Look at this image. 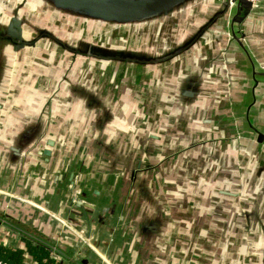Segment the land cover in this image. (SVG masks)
Listing matches in <instances>:
<instances>
[{
	"label": "rangeland",
	"instance_id": "1",
	"mask_svg": "<svg viewBox=\"0 0 264 264\" xmlns=\"http://www.w3.org/2000/svg\"><path fill=\"white\" fill-rule=\"evenodd\" d=\"M51 8V5L45 2L39 5L37 0L27 2L22 7L21 12L29 22H26L28 26L26 40L40 38V48L36 53L40 55L47 52L53 68L50 70V77L40 78L38 76L42 65L38 64L40 61L33 56V49L27 48L19 54H11L13 60L7 66L9 78L0 89V102L3 105L0 107V154L8 148L7 143L21 142V140L26 142L25 148L28 150L42 148L46 144V138L44 142V137L39 136L36 129L32 128L37 122L42 125L43 133L47 134V138L52 137L57 140L56 146L52 149L54 156L51 163L54 167L58 163L64 165L67 158L82 150L96 156L100 153L99 149L103 148L100 147L103 140L104 142L108 140L109 148H112L111 152L115 153L119 160L115 162L117 165L115 169L120 175L115 177L112 175L110 178L97 175V168L91 171L90 164L94 163L91 161L88 162L85 170L79 173V179L97 182L103 191V199L108 198L119 205L122 203L134 205L130 213L125 212L129 217L138 215L145 217L148 210L143 206L148 204L147 207L150 205L151 212H155L153 214L155 218L164 212L165 218L176 220V230L180 229L183 235L181 251L183 250L184 253L190 252V247L193 245V242L190 243V238L196 235L205 237V226L199 224L204 220L206 211V186L210 200H212V192L218 187L236 193V198H227L229 201L246 202L250 205L255 202L264 204V151L259 149L262 155H254L260 158L256 157L252 160L240 158L239 153L252 155L255 147L252 144H244L242 138L238 136L241 135L239 128L245 123V116H237V108L231 109L228 101L230 97L235 98L232 93L246 90L252 85L247 70H242L243 74L241 73L239 78L243 76L246 80H233L227 87L225 81L213 80V77L209 79L211 81H203L204 87L199 98V106L198 100L195 102L178 99L180 105L175 109V106L168 102L173 99L169 96L165 97L168 89L166 85L164 86L163 76L160 81L157 79L158 70H148L145 73L139 65L126 67L120 63L102 64L90 58L73 59L69 52L56 48L53 40L40 36L30 27L35 29L44 26L63 40L66 33H74L88 40L104 41L108 46L120 47H140L147 42L154 44L157 42L154 34L150 36L135 34L137 29L132 32L130 29L129 34L125 35L120 30L118 36L113 35L110 24L92 21L87 13L72 11L62 13ZM45 17L48 20L44 19ZM143 73L146 74L145 77ZM65 77L72 78L71 82L74 86L71 87L74 89L84 81V96L68 98L69 95L63 90ZM169 83L172 86V81ZM259 88L264 92V82ZM260 98L264 101L263 96ZM249 101V98H245L243 101L245 105L240 108L244 109L248 106ZM92 106L104 107L98 109ZM249 109L253 113V108L249 107ZM223 112L228 113L230 117L225 120L226 128L218 129V123L221 121L218 115H222ZM261 115L264 122V115ZM205 116L215 121L210 127L201 121ZM106 118L112 120L107 126L103 125ZM96 123L101 126L95 125ZM27 126L32 128L29 142L27 138L21 136L22 134L20 135L23 127ZM107 132H111L112 137L105 139V136H109ZM152 133L157 134L158 139L151 140L154 148L149 142L144 150L147 152H144L146 158L144 164H153L154 168L147 170L135 167L137 169L135 172L139 170L140 174H143H139V177L132 182L131 176L128 175V165L135 155L133 156L130 148L135 147L139 141L146 139V136ZM206 135L209 137L215 135L216 138L207 145L203 143L199 146L201 140L198 142V139H205ZM207 154L206 170L203 157ZM120 159L123 161L121 162ZM10 162L14 163L12 160ZM10 162L1 163L0 168H8L9 164L12 165ZM38 163L44 166L40 160ZM255 163L259 164L260 169L255 168ZM39 169H46V165ZM36 179L39 182H35L32 188L36 190V194L41 195V175L37 174ZM5 182L15 185L24 194L29 190L26 180L18 181L7 171L2 175V183ZM212 185L213 189L209 187ZM248 192L252 194L247 196ZM72 196L71 193L67 200H71L73 208L75 202ZM39 200H34L33 203L41 210H45L46 208L40 203L43 200ZM190 206H194V211ZM244 207L241 204V208ZM26 211L29 212L28 209ZM49 211L56 216L57 213L53 210ZM261 213L264 220V208ZM29 214L34 213L30 210ZM190 219L196 220L199 224L191 223ZM179 221L182 224L179 225ZM2 237L6 244L10 245L14 242V236L9 232L3 231ZM248 242L247 249L256 247L260 250V262L257 264H264V234L259 242ZM183 259L186 263L190 260L189 257ZM26 260L28 264H33L29 257Z\"/></svg>",
	"mask_w": 264,
	"mask_h": 264
},
{
	"label": "water",
	"instance_id": "2",
	"mask_svg": "<svg viewBox=\"0 0 264 264\" xmlns=\"http://www.w3.org/2000/svg\"><path fill=\"white\" fill-rule=\"evenodd\" d=\"M32 1L34 0H0V89L9 78L10 73L7 66L13 60L11 54H19L27 48L34 50L33 56L37 57L40 61L38 64L42 65L38 77H50V70L53 68V63L49 58V54L47 52L40 55L36 53L40 48V38L36 37L27 41L25 37L26 32H28L26 22H29L21 11L27 2L30 3ZM37 1L39 5L42 2L51 5V9L56 12L64 13L72 11L82 14L87 13L91 16L92 21H96L99 24H110L112 27L111 34L113 35L118 36L121 31L126 35L129 34L130 29L131 32L137 29L135 34H144L145 36L154 34L157 40L154 44L147 42L140 47L108 46L104 41H99L101 43L100 45L99 42L82 38L74 33H66L65 40H63L52 34V31L44 28V26L35 29L30 27L31 30L38 32L40 36L53 40L56 48L67 53L69 52L68 54L73 59L90 58L102 64L120 63L126 67L139 65L142 66V70L145 73L148 70L155 71L154 69H156L158 70L157 79L160 81L163 76L164 86L166 85L168 89L165 97L169 96L173 99V101H168V99L163 100L175 106V109L180 105L178 99L195 102L198 100L199 106V98L204 87L203 81H211L209 79L213 77V80L225 81L227 87L233 80L243 79V76L239 79L240 74H243L242 70H247L246 72L250 73L252 85L247 88L248 90L232 93V96L235 98L230 97L231 99H228L230 107L232 109L233 106L240 104V101L249 98L248 109L249 107L260 108L264 115V101L256 93L261 90L259 87L264 82V48L260 52L263 56H260L259 54L257 55L258 48L256 46H264V0ZM44 19L48 20L46 17ZM256 26L259 27L254 29ZM169 34L171 37H169ZM228 57H233L237 61H229L227 60ZM240 60H245V64L240 65L237 63ZM143 75L144 77L146 76L144 73ZM71 79L70 77H65L64 93L67 92L69 95L68 98L71 97L72 99L84 96V81H81L82 83H79L76 89H74L71 87L74 86ZM169 81H172V86ZM260 94L261 91L259 92ZM262 96L264 97V92ZM2 106L0 102V107ZM92 107L101 109L104 106ZM225 112L222 115H218L221 119L218 123V129L226 128L227 124L225 120L229 119L230 116ZM97 120L99 121V119ZM201 121L209 127L215 122L213 118L206 116ZM111 122V119L106 118L103 125L106 124L107 126ZM98 126H101V124H98ZM32 128L36 129L39 136L44 137V142L46 138V144L42 148H38L37 152L52 156L54 154L52 149L56 146L57 140L52 137L47 138V134L45 132L43 133L42 125L38 122ZM32 128L28 126L26 128L23 127L20 133V135L22 134L21 136L27 138L28 142V139L32 137ZM107 133L109 136H105V139L112 137L110 136L111 132ZM263 137L264 134L260 133L259 139L261 140ZM215 138V135L212 137L206 135L205 139H198V142L201 140L198 145H203V143L207 145V143L212 142ZM222 138H225V136H222ZM155 139H158L157 134H149L146 136V139H142L135 147L130 148L133 156L135 155L132 162L128 161L130 164L128 165V175L131 176L130 179L132 182L135 178L139 177L140 171L135 172L138 168H145L147 170L154 168L153 164H144L146 159L144 152L147 153L144 150H146L149 142L152 148H154L151 140L153 141ZM167 139L169 140L168 137ZM25 143L24 140H21V142L15 141L13 143H7L6 146H8L12 153L20 154L23 152L25 146H27ZM100 147L103 148L99 149L100 153L98 155L107 156L108 161L105 163H96V168L98 169L99 166H103L107 169L105 171H111L115 176L120 175L117 173L118 170L115 169L117 168L115 162L119 160L116 157L117 155L111 152L112 148H109L110 143H108V140H105V142L103 140ZM81 154L86 159L81 160L82 164L78 162L82 166L80 168L81 170L84 167L86 168L88 162H94L98 156L92 155L89 152L85 153L83 150ZM203 158L205 160V169L207 170L208 154ZM120 161L122 162L123 160L120 159ZM59 177L61 175L54 174L53 181L56 183ZM68 188L72 191L75 206L89 205L90 202L81 196H84L85 193L81 192V187L79 186V174L71 172ZM153 228L157 229L156 226H152L151 228L144 226V230ZM79 232L84 234L86 239L96 247L92 236H87L82 231ZM25 237L35 243H41L27 235ZM80 245L79 250L81 252L91 250L85 244L80 243ZM60 263L68 264L65 261H60Z\"/></svg>",
	"mask_w": 264,
	"mask_h": 264
},
{
	"label": "crops",
	"instance_id": "3",
	"mask_svg": "<svg viewBox=\"0 0 264 264\" xmlns=\"http://www.w3.org/2000/svg\"><path fill=\"white\" fill-rule=\"evenodd\" d=\"M256 46L259 49L257 55L263 56L260 52L264 46ZM227 60L235 61L233 57H228ZM237 63L245 64V60ZM260 91L256 93L262 97L263 91L259 95ZM243 101L232 107L237 108V116H245V123L239 128L241 135L238 136L242 138L244 144H252L257 152L252 155L245 152L238 155L243 160H252L256 157L260 158L254 156L255 154L262 155L259 149L264 151V137L259 139V134H264V122L261 118L263 112L257 107H252L253 113L247 106L241 109L240 106L245 103ZM53 156L54 154L52 156L39 154L37 149L28 150V148H24L20 154H14L7 148L0 154V164L14 161V163L10 162L12 165L9 164L8 168H0L2 172L0 173V245L23 246L28 239L25 237L27 235L46 244L59 262L65 261L68 264H257L260 262V250L256 247L247 249L246 246L248 241L259 242L264 234V220L261 213L264 204L255 202L250 205L246 202L229 201L227 198H236V193L218 187L212 192V200H210L206 186L204 220L199 224L196 220L190 219L195 225L204 224L205 237L196 235L190 238V243L193 242V245L190 247V252L184 253L183 250L181 251L183 235L180 229L176 230V220L165 218L164 212L155 218L153 216L155 212H151L150 205L147 207L148 204L143 206L148 210L145 217L140 215L129 217L125 212L130 213L134 205L129 203L119 205L108 198L103 199V191L97 182L79 179L81 192L85 193L81 196L90 203L87 206L73 205V209L71 200H67L72 193L68 188L69 176L71 172L81 174L85 170V167L82 168L83 170L80 169L83 155L81 152L76 153L71 158H67L64 165L58 163L56 167L51 163ZM38 160L46 165V169H39L44 166L38 163ZM107 161V156L98 155L94 163L90 164L91 171L96 168V163ZM258 165L257 163L255 168L260 169ZM105 170L107 169L99 166L97 175L115 177L111 171ZM6 171L16 180L28 182V194L20 192L15 185L2 183V175ZM37 174L42 177L41 195L36 194V190L32 188L35 182H39L36 179ZM54 174L61 175L56 183L53 181ZM209 187L214 188L213 185ZM251 194L248 192L247 196ZM34 200H39L46 209L41 210L35 206ZM241 204L245 206L244 209L241 208ZM27 209L29 212L32 210L34 214L30 215ZM49 210L57 213L56 216ZM191 210L194 211V206ZM178 224H182L181 221ZM144 226L149 228L156 226L157 229L144 230ZM3 231L14 236V242L10 245L3 239ZM75 231H82L87 236H92L98 252L94 250L81 252L80 240ZM184 257H189L190 260L186 263Z\"/></svg>",
	"mask_w": 264,
	"mask_h": 264
},
{
	"label": "trees",
	"instance_id": "4",
	"mask_svg": "<svg viewBox=\"0 0 264 264\" xmlns=\"http://www.w3.org/2000/svg\"><path fill=\"white\" fill-rule=\"evenodd\" d=\"M0 257L12 264H20L27 257L33 264H61L52 250L44 243H35L26 239L23 246L0 245Z\"/></svg>",
	"mask_w": 264,
	"mask_h": 264
},
{
	"label": "built area",
	"instance_id": "5",
	"mask_svg": "<svg viewBox=\"0 0 264 264\" xmlns=\"http://www.w3.org/2000/svg\"><path fill=\"white\" fill-rule=\"evenodd\" d=\"M251 1H256V0H251ZM75 233L77 234V236L79 237L80 243L81 244H85L86 246H88L91 250H94L95 252H98L96 247L94 245H92V243L86 239L85 235L80 233L79 231H75ZM0 264H12L7 260H4L0 257ZM20 264H28L26 258L23 260L22 263Z\"/></svg>",
	"mask_w": 264,
	"mask_h": 264
}]
</instances>
